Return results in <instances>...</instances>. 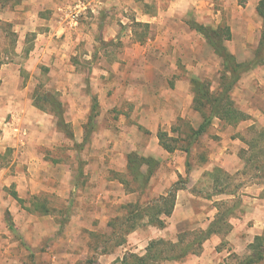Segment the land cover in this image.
Listing matches in <instances>:
<instances>
[{
	"label": "rangeland",
	"instance_id": "obj_1",
	"mask_svg": "<svg viewBox=\"0 0 264 264\" xmlns=\"http://www.w3.org/2000/svg\"><path fill=\"white\" fill-rule=\"evenodd\" d=\"M261 1L186 0L167 17L170 0H114L97 15L89 10L90 0H0V97L7 100L0 107V264H121L125 257L144 256L158 227L144 218L123 239L126 207L154 205L174 191L179 213L173 243L186 232L184 242L196 240L195 234L224 214L221 243L201 264H237L253 253L254 238L264 236L263 157L249 163L250 157L258 159L257 152H249L237 170L222 171L218 181L207 168L219 147L256 140L264 117L236 126L213 119L199 131L204 119L194 107L193 81L217 95L230 80H222V61L192 25L233 26L235 37L226 46L238 62H247L259 47ZM136 6L151 15L160 11L161 25L137 23ZM67 11H80L77 27L67 26ZM60 17L71 32L67 39ZM107 24L111 34L122 30L124 37L104 43ZM45 37L52 44L43 55L38 48ZM258 91L261 101L241 97L235 88L229 94L243 113L249 107L264 112V89ZM27 99L28 112L15 121L9 107H26ZM146 123L158 124V131L151 133ZM159 132L177 140L174 153L160 146ZM141 158L152 160L148 184L129 170L134 161L139 167ZM141 166L138 173L145 175L147 167ZM253 204L261 214L253 211L248 220ZM233 207L235 212L225 213ZM254 217L261 219L259 228L254 229ZM168 219L161 217L166 226ZM233 225L241 244L224 235ZM202 256L176 264H200Z\"/></svg>",
	"mask_w": 264,
	"mask_h": 264
},
{
	"label": "trees",
	"instance_id": "obj_2",
	"mask_svg": "<svg viewBox=\"0 0 264 264\" xmlns=\"http://www.w3.org/2000/svg\"><path fill=\"white\" fill-rule=\"evenodd\" d=\"M257 12L263 19L264 23V1H261L259 3ZM192 27L194 28V31L196 33H198L208 42L214 52V55L222 61L224 69L222 80H226L227 77H229L230 80V83H228L227 80L224 82L223 86L225 87V92L217 95L210 93V91L208 90V86H206L204 83L200 81H193V85L195 86L194 107L195 110L199 112L204 119V123L200 127L199 131L203 132L206 127L211 124V121L213 119H218L230 126H236L250 120L251 118L247 114L243 113L237 108L229 93H231L233 89L237 87V85L245 75H247L254 69L264 66V25L258 45L259 47L254 52L252 58L243 63L238 62V60L229 52L226 46V43L232 40V33L229 27L223 26L214 30L207 29L197 23L193 24ZM35 107L39 110L44 111V108L40 107L39 104H36ZM60 107V105L56 106L58 110L60 109ZM95 107L96 106H94L93 109H95ZM206 110L209 111V114H207ZM158 139L160 146L166 152L174 153L176 147H174L172 144L177 143V140L170 138L169 134L166 132H159ZM241 141L244 142L243 140ZM244 143L248 148L242 149L240 151V158L242 160L245 155H247L251 151H254L257 152L258 159L257 157H250L248 162H259L262 157L264 161V131L260 132V135L256 140L248 144L246 142ZM140 160L142 161L141 164L147 167L145 175H141L138 173L140 167L142 166L141 164L139 167L136 166L135 161L134 164H132L135 165L133 168H131V164H129V170L131 174H138L137 178L143 179L145 181V184H148L150 179L153 177V170L151 167L152 160L145 158H141ZM256 169L260 168L258 167ZM222 171L223 170L217 168L213 171V173H215L216 181H218V177L221 174H224ZM145 187L146 186L144 185L143 188ZM13 197L19 203H24L23 200H21L17 196V194L14 193ZM37 205L39 204H36L35 206L37 207ZM175 205L176 191H174V193L168 192L167 196L157 199L154 202V205L148 204L145 207L139 206L138 204L128 205V207H126L128 211L125 216V223L128 226L127 229L125 228V230H121V237L124 239L125 236L134 232L137 228V222L143 220L144 218H148L153 226L164 229L166 225L164 223V220H161V217L170 218L175 209ZM235 209V207L229 208V210H227L225 213L232 214L233 212H235ZM42 210L45 215H48L50 212V210L44 205L42 206ZM223 217L224 214L222 215V217L217 216L215 222L210 225L208 230H203L195 234L199 236L198 238H196V240L184 242L183 238L189 235V233L187 232L183 233L180 236L177 243H173L171 241L169 242L164 239L156 240L150 243L144 256L132 255L129 257H125L120 260L121 264H163L167 262L182 261L189 255L199 256L203 251L204 243L212 236L220 235V228ZM232 229L233 226L227 227L224 235L230 234ZM263 242L264 236H256L254 239V243L250 246V249H252L253 253L243 258V260L241 259L237 264H259L260 262H262L264 260ZM123 244L124 242H120L118 246H122Z\"/></svg>",
	"mask_w": 264,
	"mask_h": 264
},
{
	"label": "crops",
	"instance_id": "obj_3",
	"mask_svg": "<svg viewBox=\"0 0 264 264\" xmlns=\"http://www.w3.org/2000/svg\"><path fill=\"white\" fill-rule=\"evenodd\" d=\"M116 1H119V0H116ZM185 1L186 0H170V5L171 4L172 5L170 6L168 12L164 13L165 16L172 17V16H174L176 14V11H181L183 9V7H184ZM109 2L112 3L111 0H107V1L105 0V2L102 1V0H90V2L88 4V7H89V10L91 11L92 15L93 14L97 15L99 13L100 9H103L101 6H103V5H105V3H109ZM84 7L86 9V6H84ZM136 7L137 8L135 10H132V11H136L137 12V16L138 17L135 16L137 23L148 24L150 26H152L153 24L161 25L163 16H162L160 11H158V14L155 13V14L151 15V14H149L147 12L141 11L140 7H138V6H136ZM69 9L70 10L71 9L74 10V6L72 8H69ZM65 17L66 18L68 17L70 19V23H71V25H70V23H68L67 26H70V27H73V26L77 27L78 26L77 25L78 23L77 24L76 23H72L71 16L69 15L68 11L66 12V16ZM93 18H94V16H92V19ZM63 19H64L63 17H60V19L57 20V21H58V24L60 26V29H59L60 32L61 33H66V39H67L71 35L70 34L71 32L68 30V28L63 27V26H65V21ZM93 21H100V19L96 18ZM105 28H108V33H107V31H105V34H104L105 38L102 39V41L104 43H106L110 39L123 38L124 37V33L121 32L122 30L117 31V29H114L113 34H111L110 29H112L113 27H111L110 25L107 24L105 26ZM235 32L236 31L234 30V27L232 26V28H231L232 40L235 37V34H236ZM244 32H246L245 34H246V37H247V39H245V40H246L247 43H249L250 42V38H251V34H252V30L250 29V27L247 26L245 28ZM260 35H261V33H260ZM243 37H245V36L243 35ZM43 41L44 42L42 43V45H44V47L38 48L39 52L41 54H43V55L50 54L49 47L52 44L51 41L49 39H47L46 37L43 39ZM247 45L248 44H244L243 46L245 48H247ZM251 57H252V54H251ZM251 57H249L248 60H250ZM259 89H264V70H263V68H261V69L258 68L255 71H253V72L249 73L248 75H246L240 81L239 87L235 88V92L239 91L241 97L249 98L251 101H254V97H256L258 100L261 101L263 98H261V95H260L261 93H259L260 91H258ZM1 95H2V97H0V107H1V105L4 104L5 101H7V100L4 99L6 97V95L5 94H1ZM27 110H29V99H27L26 107H25V104H23L22 107H14V106L11 107L10 106L9 109H8V112L12 113L13 119L16 121L19 118H24L25 113H26ZM246 112H247V115L251 118L249 120V122H251L252 125L257 124V120L256 119L264 117V112L260 108H257V107H249V109H247ZM19 120H21V119H19ZM261 121L262 120H260V122ZM145 127L151 133H155L156 131H158L159 125L157 124V126L155 128H153V126H150L149 123H146ZM5 130H7V128H5ZM231 145H227L226 144V145H223V147H219L218 148L217 152H215V154H217V156H216V158H214V157L212 158L213 161H212L211 165L207 168L208 171H210L212 173L217 168V169L223 170L224 172L231 173L234 170H237L238 166L242 162V159L239 156L240 151L242 149H247L248 147H247V145L244 142H242L241 140H238V139L232 141ZM228 146H230L229 147L230 149L227 148ZM231 147H233L232 150H231ZM233 149H235V150H233ZM228 160L230 161V164L228 163ZM231 162H232V164H231ZM177 207L178 206H176L172 217L168 219V224H167V226L164 229H159L158 228L156 230V228H153V229L156 230L155 233H154V235H155L154 239H156V240L157 239H164V240L165 239H169L172 242L177 240V234L176 233H178V231H176V232L173 231V227H176L178 229V227H177L178 223H176V219H175L176 213H179ZM253 211L255 212V214L257 212H258V214L259 213L261 214V210H260L259 204L258 205L253 204V207H251L250 211L247 212L246 217H247L248 220L252 219L251 213ZM185 213H189L188 209L185 210ZM256 216H259V215H256ZM253 219H256L255 220L256 223L254 225V229L255 228H259V226L261 224V219L260 218L257 219L256 217H254ZM207 227L208 228H204L205 231L208 230L210 226H207ZM233 227H235V226L233 225ZM176 228L174 230H176ZM236 232H237V227L235 229L233 228L231 233L229 234V236H230L229 240L232 243H234V241H236V239H237V241L239 240L238 237H237V233ZM258 236H260V235H258ZM220 243H221V240L217 236H212L209 240H207L204 243V245H203V251H202V255L203 256L201 258L197 257L199 259V261L197 263L201 264L202 263L201 260H203L205 258V256H207L208 253H211L212 249H215ZM249 243H252V242H249ZM253 243H254V241H253ZM167 263L168 264H176L177 262H167Z\"/></svg>",
	"mask_w": 264,
	"mask_h": 264
},
{
	"label": "built area",
	"instance_id": "obj_4",
	"mask_svg": "<svg viewBox=\"0 0 264 264\" xmlns=\"http://www.w3.org/2000/svg\"><path fill=\"white\" fill-rule=\"evenodd\" d=\"M81 7L85 9L84 5L83 6L80 5L77 8H81ZM70 15H71L72 23H76L77 24L78 23L79 16H80V11L79 12H76V13L72 11V13Z\"/></svg>",
	"mask_w": 264,
	"mask_h": 264
}]
</instances>
